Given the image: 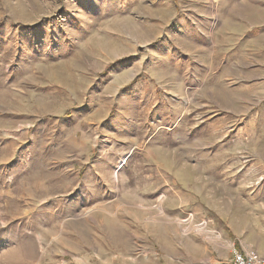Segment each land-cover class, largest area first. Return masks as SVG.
<instances>
[{"label": "rangeland", "instance_id": "1", "mask_svg": "<svg viewBox=\"0 0 264 264\" xmlns=\"http://www.w3.org/2000/svg\"><path fill=\"white\" fill-rule=\"evenodd\" d=\"M227 6L0 0V264L264 260L233 190L264 186V11Z\"/></svg>", "mask_w": 264, "mask_h": 264}, {"label": "crops", "instance_id": "2", "mask_svg": "<svg viewBox=\"0 0 264 264\" xmlns=\"http://www.w3.org/2000/svg\"><path fill=\"white\" fill-rule=\"evenodd\" d=\"M208 2L213 4L224 5L223 8L218 9L215 11L213 17V32L215 34L216 29L220 28V24L223 23L224 15L230 11L227 5H237L239 9L245 7L246 4H255L257 5V15L260 16L263 14L264 11V0H208ZM245 11V10H244ZM241 10L239 11V18L245 19V15H242ZM230 22L233 21V18L229 19ZM212 21V20H211ZM231 25V24H230ZM260 25V24H259ZM235 26H238V23H235ZM211 29H209L207 35V40L210 43H214L211 35ZM247 177L244 176L238 186L233 190H235L236 195L239 197V204L242 206L241 211L244 212L242 220L245 223V233H243V238L238 243V248L240 250H247V249H256L262 256H264V245L262 239L264 238V186L260 184V181L263 179L258 178L256 180L255 186L249 187V183L246 180ZM234 179H231V185L235 183L232 182ZM246 180V181H245ZM252 185V183H250ZM178 197V195H176ZM164 197L165 194H164ZM184 205L178 208V218L177 222L180 223V226H192L196 223L194 220V214L188 213L187 218H184L185 212ZM250 212V213H249ZM185 224V225H184Z\"/></svg>", "mask_w": 264, "mask_h": 264}, {"label": "built area", "instance_id": "3", "mask_svg": "<svg viewBox=\"0 0 264 264\" xmlns=\"http://www.w3.org/2000/svg\"><path fill=\"white\" fill-rule=\"evenodd\" d=\"M229 264H264V260L254 251H249L243 254L236 249H233L232 258Z\"/></svg>", "mask_w": 264, "mask_h": 264}]
</instances>
